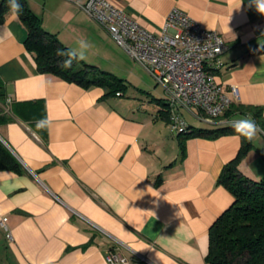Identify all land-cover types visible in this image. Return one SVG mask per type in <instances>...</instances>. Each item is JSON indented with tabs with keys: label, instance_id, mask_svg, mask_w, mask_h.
I'll return each mask as SVG.
<instances>
[{
	"label": "crops",
	"instance_id": "1",
	"mask_svg": "<svg viewBox=\"0 0 264 264\" xmlns=\"http://www.w3.org/2000/svg\"><path fill=\"white\" fill-rule=\"evenodd\" d=\"M24 1L67 48L90 43L82 62L120 79L117 71L126 67L136 78L123 56L132 60L81 8L87 0ZM108 1L153 34L165 30L173 9L218 33L227 50L216 81L224 90L237 86L230 106H257L264 116V52H251L264 45V16L249 0ZM25 36L18 15L8 11L0 23V141L21 170L0 171V222L6 218L7 227L0 224V264H109V250L126 264H207L209 227L233 203L217 179L240 136H179L160 117L165 93L144 69L160 95L122 79L124 91L104 98L101 87L39 73ZM130 87L144 99L126 100ZM180 113L188 134L252 119L233 111L223 117L227 124H211L195 110ZM40 119L48 121L44 129L35 127ZM251 142L238 170L259 181L264 133Z\"/></svg>",
	"mask_w": 264,
	"mask_h": 264
},
{
	"label": "built area",
	"instance_id": "2",
	"mask_svg": "<svg viewBox=\"0 0 264 264\" xmlns=\"http://www.w3.org/2000/svg\"><path fill=\"white\" fill-rule=\"evenodd\" d=\"M81 8L163 88L171 130L179 134L188 132L182 109L195 110L207 123H228L223 115L232 100L238 99V88L231 85L224 90L215 79V72L223 66L221 56L227 50L218 33L203 29L178 9L167 15L165 30L153 34L111 1L87 0ZM5 222L3 218L0 224L7 230ZM6 237L11 240L9 232ZM106 261L127 263L112 250L106 254Z\"/></svg>",
	"mask_w": 264,
	"mask_h": 264
},
{
	"label": "trees",
	"instance_id": "3",
	"mask_svg": "<svg viewBox=\"0 0 264 264\" xmlns=\"http://www.w3.org/2000/svg\"><path fill=\"white\" fill-rule=\"evenodd\" d=\"M19 3L22 5V12L18 18L26 31L24 47L32 54L39 73L51 74L83 89L101 87L105 90L104 98L115 97L117 93L124 91L125 84L122 79L99 71L81 60H74L70 68L62 67L66 57L58 56L57 50L67 51L69 48L42 28L40 19L28 8L24 0H19ZM8 11H11L9 0H1L0 23L4 21ZM251 52H264V45L252 47ZM4 100L5 93L0 87V112ZM161 106L159 115L169 122L166 103L161 102ZM233 111L250 114L252 119L264 128V116L260 107L231 105L223 117ZM231 125L196 129L191 134L181 133L179 136L216 138L220 135L237 134ZM240 138L241 144L236 155L223 166L217 179V184L232 195L233 203L209 227L207 264H264V178L253 181L239 172L238 164L253 147L251 141ZM2 170L19 173L21 167L0 141V171Z\"/></svg>",
	"mask_w": 264,
	"mask_h": 264
},
{
	"label": "clouds",
	"instance_id": "4",
	"mask_svg": "<svg viewBox=\"0 0 264 264\" xmlns=\"http://www.w3.org/2000/svg\"><path fill=\"white\" fill-rule=\"evenodd\" d=\"M9 7L13 15H19L22 12V5L19 3V0H9ZM249 7H254L257 13L264 16V0H249ZM77 44L78 47L75 49H69L67 51L57 50L56 54L58 56L66 57L62 62V67L70 68L74 60L86 59V52L91 47L90 43L86 40H80ZM47 126L48 121L46 119H40L35 124L37 129H44ZM231 126L235 133L248 141L253 140L259 133H264V128L248 117L234 120Z\"/></svg>",
	"mask_w": 264,
	"mask_h": 264
},
{
	"label": "rangeland",
	"instance_id": "5",
	"mask_svg": "<svg viewBox=\"0 0 264 264\" xmlns=\"http://www.w3.org/2000/svg\"><path fill=\"white\" fill-rule=\"evenodd\" d=\"M120 52H122L121 54H123V51L118 47L117 48ZM125 55V54H124ZM126 56V55H125ZM123 58L125 59V61L131 65L133 64L134 65V68H135V72H136V78H132L131 76L128 75V73L126 72V67H122L120 70L121 71H117V76L121 77L122 79H125L127 81H130L133 85L137 86V87H140V88H143L145 89L146 91H151V90H155L156 94L160 95L161 93V88L160 86H155L154 84V81L143 71V68L141 66H139L138 64L136 63H132L128 61V59L126 57L123 56ZM137 91H135L133 88H129L128 91L126 92V95H125V99L126 100H131V101H134V99L136 97L138 98H142L140 96V94L136 93ZM144 99V97L142 98ZM137 102V100H135ZM187 118V117H186ZM188 121L189 118H187ZM191 122V121H190Z\"/></svg>",
	"mask_w": 264,
	"mask_h": 264
}]
</instances>
